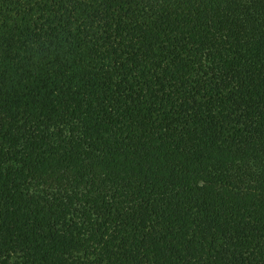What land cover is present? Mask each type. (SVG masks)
I'll use <instances>...</instances> for the list:
<instances>
[{
    "label": "trees",
    "instance_id": "16d2710c",
    "mask_svg": "<svg viewBox=\"0 0 264 264\" xmlns=\"http://www.w3.org/2000/svg\"><path fill=\"white\" fill-rule=\"evenodd\" d=\"M0 264H264V0H0Z\"/></svg>",
    "mask_w": 264,
    "mask_h": 264
}]
</instances>
